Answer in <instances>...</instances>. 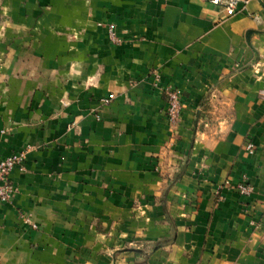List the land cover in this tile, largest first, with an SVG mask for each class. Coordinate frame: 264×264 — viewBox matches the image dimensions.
Instances as JSON below:
<instances>
[{
  "label": "crops",
  "instance_id": "crops-1",
  "mask_svg": "<svg viewBox=\"0 0 264 264\" xmlns=\"http://www.w3.org/2000/svg\"><path fill=\"white\" fill-rule=\"evenodd\" d=\"M247 1L0 0V160L26 156L0 264H264V0Z\"/></svg>",
  "mask_w": 264,
  "mask_h": 264
},
{
  "label": "built area",
  "instance_id": "built-area-1",
  "mask_svg": "<svg viewBox=\"0 0 264 264\" xmlns=\"http://www.w3.org/2000/svg\"><path fill=\"white\" fill-rule=\"evenodd\" d=\"M212 6L221 7L226 17H231L245 9L247 0H206ZM255 20L258 17H254ZM113 42L116 39L111 36ZM167 95V109L166 117L170 125H177L179 123L181 112L183 110V103L181 102L180 93L174 89H166ZM112 99V96H109L107 99H104V103H109ZM246 151L249 154L254 152L253 145L247 143L245 147ZM25 152H19L12 154L2 160H0V203H11L12 200L18 193L16 186L13 184L10 176L14 170H24L25 163ZM236 190L241 196L248 197L251 194L252 188L245 182L239 183L236 186ZM19 218L22 222L28 224L32 228H35V225L31 221V217L26 214H20Z\"/></svg>",
  "mask_w": 264,
  "mask_h": 264
}]
</instances>
